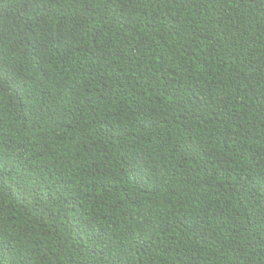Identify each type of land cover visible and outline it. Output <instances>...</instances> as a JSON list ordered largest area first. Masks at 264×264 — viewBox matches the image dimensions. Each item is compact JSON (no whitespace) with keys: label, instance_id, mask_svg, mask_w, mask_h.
I'll list each match as a JSON object with an SVG mask.
<instances>
[{"label":"trees","instance_id":"obj_1","mask_svg":"<svg viewBox=\"0 0 264 264\" xmlns=\"http://www.w3.org/2000/svg\"><path fill=\"white\" fill-rule=\"evenodd\" d=\"M0 264H264V0H0Z\"/></svg>","mask_w":264,"mask_h":264},{"label":"snow or ice","instance_id":"obj_2","mask_svg":"<svg viewBox=\"0 0 264 264\" xmlns=\"http://www.w3.org/2000/svg\"><path fill=\"white\" fill-rule=\"evenodd\" d=\"M4 73L3 72H0V80H2L4 78Z\"/></svg>","mask_w":264,"mask_h":264}]
</instances>
